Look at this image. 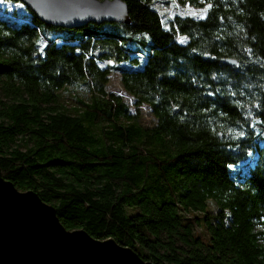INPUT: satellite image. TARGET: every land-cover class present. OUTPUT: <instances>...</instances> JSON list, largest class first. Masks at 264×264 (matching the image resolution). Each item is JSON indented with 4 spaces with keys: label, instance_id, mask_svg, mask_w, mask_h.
Segmentation results:
<instances>
[{
    "label": "trees",
    "instance_id": "16d2710c",
    "mask_svg": "<svg viewBox=\"0 0 264 264\" xmlns=\"http://www.w3.org/2000/svg\"><path fill=\"white\" fill-rule=\"evenodd\" d=\"M123 1L72 30L0 3V175L147 262L264 264V0Z\"/></svg>",
    "mask_w": 264,
    "mask_h": 264
},
{
    "label": "water",
    "instance_id": "95a60500",
    "mask_svg": "<svg viewBox=\"0 0 264 264\" xmlns=\"http://www.w3.org/2000/svg\"><path fill=\"white\" fill-rule=\"evenodd\" d=\"M47 26L130 24L123 0H19ZM236 65V61H226ZM0 264H154L114 239L67 230L54 206L34 191H21L0 175Z\"/></svg>",
    "mask_w": 264,
    "mask_h": 264
},
{
    "label": "rangeland",
    "instance_id": "374dc122",
    "mask_svg": "<svg viewBox=\"0 0 264 264\" xmlns=\"http://www.w3.org/2000/svg\"><path fill=\"white\" fill-rule=\"evenodd\" d=\"M2 4H3V7L9 6L8 11L7 10L4 11V14L6 16L17 14L16 16H18L19 18H23L24 20L31 19V14H32L31 11L20 1L18 3H11L9 1H3ZM154 7L164 17V21H167L171 16L177 15L178 13H180V15L181 13H186V12L193 14V13H198L199 11L198 9H192L187 6H183L178 2H173L172 4H169L168 0H155ZM62 42L63 40L60 41V43ZM39 45H40V49L43 51L44 45H42L41 43ZM144 64L145 62H142V65L138 68V70L142 69ZM108 90L113 93L122 92L119 78L117 75H113L111 77L109 85H108ZM75 91L79 94V97L85 98L87 100L90 99V93L87 90L82 89L79 91L78 90H75ZM71 95H74V93L71 92L69 94L68 93L63 94V96L65 97L63 101L64 104H67L68 106H71V104H73V102H71L70 99H67V97H70ZM143 121L146 123L150 122L151 121L150 114L148 115V119L145 116H143ZM257 132L259 135V131ZM258 141L261 146H264V137L259 138Z\"/></svg>",
    "mask_w": 264,
    "mask_h": 264
},
{
    "label": "snow or ice",
    "instance_id": "6c2138e0",
    "mask_svg": "<svg viewBox=\"0 0 264 264\" xmlns=\"http://www.w3.org/2000/svg\"><path fill=\"white\" fill-rule=\"evenodd\" d=\"M3 2V0H0V3H2ZM188 7H191V5H188ZM212 8V5L211 4H208V6L205 8V9H203L202 11L205 13V14H207L208 13V11L210 10ZM195 18V17H194ZM199 18H201V19H207L208 17H207V15H204L203 17H199ZM162 23H164L163 21H162ZM180 43H183V41H180ZM227 167L231 170L234 166L232 165V164H229V165H227Z\"/></svg>",
    "mask_w": 264,
    "mask_h": 264
},
{
    "label": "built area",
    "instance_id": "2783aa9c",
    "mask_svg": "<svg viewBox=\"0 0 264 264\" xmlns=\"http://www.w3.org/2000/svg\"><path fill=\"white\" fill-rule=\"evenodd\" d=\"M119 94L120 95H122L123 94V91L120 93L119 92ZM126 100H128V102L131 104V106L133 107V109L135 108L134 107V105H133V100H132V98L130 97V96H126V98H125ZM142 111L144 112V116L148 119V113H147V111L146 110H144V109H142Z\"/></svg>",
    "mask_w": 264,
    "mask_h": 264
}]
</instances>
